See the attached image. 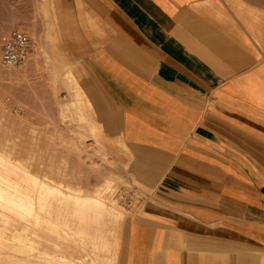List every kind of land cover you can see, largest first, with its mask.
I'll use <instances>...</instances> for the list:
<instances>
[{"label":"crops","instance_id":"obj_1","mask_svg":"<svg viewBox=\"0 0 264 264\" xmlns=\"http://www.w3.org/2000/svg\"><path fill=\"white\" fill-rule=\"evenodd\" d=\"M26 33L29 86L119 141L101 183L139 185L116 264H264V0H34Z\"/></svg>","mask_w":264,"mask_h":264},{"label":"rangeland","instance_id":"obj_2","mask_svg":"<svg viewBox=\"0 0 264 264\" xmlns=\"http://www.w3.org/2000/svg\"><path fill=\"white\" fill-rule=\"evenodd\" d=\"M33 1L0 0V57L1 39L5 34L17 28L27 31L28 4L29 2L33 3ZM44 59L43 57L41 64L44 65L46 63L48 66L49 63L46 62L47 58L45 62ZM27 62L25 61L22 65L11 68L3 66L0 59V150L10 153L14 163L23 166L26 164L31 175H22L21 177L23 178L28 177L29 180H32L35 176H38L52 184L60 185V183H63V185L80 188L81 192L83 191L81 194H85L88 191L89 193L93 191L97 192L100 188L99 186L105 184L101 183V181L107 179L104 177L108 171L107 165L109 158L107 151L119 145V141L103 134L100 136L97 135L95 120L87 119L82 114L87 105L81 111V107H84L81 104V99H79V103L69 104L65 98L66 95L62 93L63 89L51 80L52 71L49 68L45 71V68L42 66L40 74L38 75L39 77H37V80L39 79L42 83H45V86L41 88L30 87ZM70 90L71 96L77 99L80 97L77 91L74 92V89ZM76 116L78 117L76 118ZM93 125L95 126L94 129L92 128ZM13 177L17 178L16 175H13ZM109 178H112V180H120L118 177ZM93 180H95V183H92ZM29 183L31 186L32 182L29 181ZM138 186L124 184L123 182H112V187L108 191H103L102 194L98 193L96 196L103 198L108 205L109 200L106 198L107 195H125L126 200L129 197L135 198L141 194ZM135 187L137 188L135 189ZM30 193L31 195H38L31 191ZM111 196L109 197L111 198ZM54 201L57 202L58 200ZM58 203L59 201L56 204ZM61 204L63 206L62 210L65 209L63 211L64 216L62 217L64 226L62 223L60 227L61 236L58 237L57 234L52 233L48 229L47 223L36 224L32 215L28 216V222L17 215H13L16 223L13 224L14 226H9V230L5 231L6 235L10 238L14 237L13 235L18 233L17 230L21 232L25 228L30 238L35 241V248L39 250L36 249V251L33 248H28L13 238V248L5 253L10 252L14 259L16 257V260L18 258H29L33 263L43 261L42 263L45 264H54L59 262V260H55L52 263H49V261L44 262L45 260L39 257V253H37L38 255L36 254V252L47 249L52 254L63 253L71 261L67 264H91V261L94 264H116L115 255L118 232L117 216L115 217L116 214L112 211L113 209H110L111 215L114 216L112 219L110 213H108L103 216L101 215V218L97 220L98 222L101 221V223H96V220L93 222L92 228H95L96 234L94 239H83L79 235V232L75 230L83 222L81 223L80 219L73 215L72 209L65 201H62ZM115 211L117 210L115 209ZM70 218H73V220ZM86 224L85 222L83 226H86ZM102 230L105 231L102 232ZM35 234L36 236H34ZM37 234H41V237L37 236ZM98 234L100 235L98 236ZM67 237L69 238L67 239ZM103 242H107L109 245L107 244L106 247ZM55 244H58L59 248ZM16 247L20 248L17 249ZM23 249L25 253H22L23 251L21 252ZM26 251L27 253L29 252L28 255ZM29 254L34 257H30ZM53 258L56 259V256ZM62 264L66 263L64 262Z\"/></svg>","mask_w":264,"mask_h":264},{"label":"bare ground","instance_id":"obj_3","mask_svg":"<svg viewBox=\"0 0 264 264\" xmlns=\"http://www.w3.org/2000/svg\"><path fill=\"white\" fill-rule=\"evenodd\" d=\"M94 127L95 126L93 125L92 128L94 129ZM93 132L95 133V131H93ZM27 168L28 167L26 166V164H25V166H23L21 164L14 163L12 155H10V153H6V152L0 150V264H45V263H42L43 261H40V260H37V261H40V263H37V262L33 263V261H31L29 258L19 259L17 257L18 259L16 260V257L14 256L15 257V259H14L10 252L5 253V252L10 251L13 248V245H12V239L13 238L15 240H17L18 242H20L21 244L27 246L28 248H33L35 250L37 249V248H35L36 244L34 245L35 241H33L30 238V236L28 235V231L26 232L25 228H23L21 232L17 230L18 233L13 235L14 237L10 238L6 235L5 231L9 230V226H12L14 223H16V220L14 219L13 215H17L18 217L25 220L26 222L29 221L28 216L32 215L34 217L36 224L47 223L48 229L52 233L57 234L59 237V236H61L60 235V227L63 223L62 217L64 216L63 211L65 210V209L62 210L63 206H61L62 205L61 203H62V201H65L66 204L72 209L73 215H75V217L77 216L76 218H79L81 223L83 222V224H84L86 222L88 224V225L86 224V226L85 225L83 226V224H81L75 230H77L79 232V235L82 236L83 239H94L96 234H95V228H92V224H94L93 222H95V220H96V223H97L98 222L97 220H99V218H101L100 217L101 215L103 216L105 214L110 213L111 207L109 208L107 203L102 198H99L96 195H98V193L102 194L103 191H108L112 187L111 179H110V181L107 180L105 184L100 185L99 186L100 188L98 189L97 192H95V195H91V194L82 195L81 193L83 191L81 192L80 188L78 189L76 187H70L68 185H63V183H60V185L58 183H57L58 185L52 184V183L46 181L45 179L39 178L38 176L37 177L35 176L34 179H32V180H29L28 177L27 178L21 177L22 175H26V176L31 175V174H29V171H28L29 168L28 169ZM13 175H16L17 178H14ZM29 181L32 182L31 186L29 185L30 184ZM30 191L34 192L38 195H31ZM40 194H42V195H40ZM46 194H49V195H46ZM54 200H58L59 203L56 204L58 201L55 202ZM64 206H66V205H64ZM69 207H67V208H69ZM64 214H65V212H64ZM110 215H111V213H110ZM122 215L123 214H121V216ZM71 216H72V214H71ZM112 217H114V216L111 215V219H112ZM70 219L73 220V218H70ZM118 219H117V221H118ZM67 221H68V219H67ZM67 221H66V223L70 222V221H68V222ZM76 221H77V219H76ZM64 222H65V220H64ZM99 222L101 223V221H99ZM106 222H107V220H106ZM43 226H45V225H43ZM63 226H64V223H63ZM100 226H98V227H100ZM98 230H100V229H98ZM104 231L102 230V232H104ZM102 232H99V233H102ZM31 235H33V234H31ZM40 235L37 234V236L41 237ZM99 235L100 234H98V236ZM34 236H36V234ZM62 237H64V236H62ZM73 237H74V234H73ZM102 237H104V236H102ZM68 238L69 237H67V239ZM104 238H106V237H104ZM97 241H98V239H97ZM41 243H43V242H41ZM28 244H31V245H28ZM107 244H108L107 242L104 243V246L106 245V247H107ZM38 245H40V244H38ZM38 245H37V247H39ZM96 245H98V244H96ZM100 245H102V244H100ZM16 246H17V244H16ZM18 246H20V245H18ZM55 246L57 248H59L58 244H55ZM94 246H95V244H94ZM20 247H18V248H20ZM87 247H88V245H87ZM96 248H98V247H96ZM37 250H39V249H37ZM13 252H15V251H13ZM21 252L25 253L24 249L21 250ZM26 253H27V251H26ZM28 253H27V255H28ZM37 253H39L40 258L45 260L44 262L49 261V263L50 262L52 263L55 260H59V262H56L54 264H62L64 262L67 264L68 262H71L70 259L68 257H66L63 253L52 254L47 249H43L40 252H36V254ZM32 254L34 255L33 252H32ZM29 256H30V254H29ZM32 256H30V257H32ZM34 256L36 257V255H34ZM55 256H56V259L53 258ZM39 257H38V259H39ZM26 260H28V261H26ZM84 260H86V259H84ZM101 261H100V263H101ZM88 262H89V260H88ZM70 264H72V263H70ZM91 264H94V263L91 261Z\"/></svg>","mask_w":264,"mask_h":264},{"label":"built area","instance_id":"obj_4","mask_svg":"<svg viewBox=\"0 0 264 264\" xmlns=\"http://www.w3.org/2000/svg\"><path fill=\"white\" fill-rule=\"evenodd\" d=\"M34 42L24 29H13L1 39V63L6 67H17L28 60Z\"/></svg>","mask_w":264,"mask_h":264}]
</instances>
